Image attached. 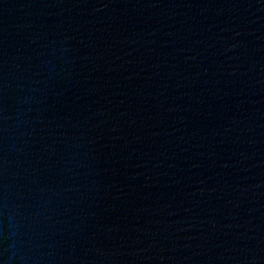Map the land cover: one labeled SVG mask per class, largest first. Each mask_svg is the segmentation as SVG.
I'll list each match as a JSON object with an SVG mask.
<instances>
[{"label": "water", "instance_id": "water-1", "mask_svg": "<svg viewBox=\"0 0 264 264\" xmlns=\"http://www.w3.org/2000/svg\"><path fill=\"white\" fill-rule=\"evenodd\" d=\"M0 264H264V0H0Z\"/></svg>", "mask_w": 264, "mask_h": 264}]
</instances>
